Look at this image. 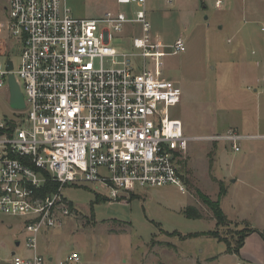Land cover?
<instances>
[{
  "label": "built area",
  "instance_id": "obj_1",
  "mask_svg": "<svg viewBox=\"0 0 264 264\" xmlns=\"http://www.w3.org/2000/svg\"><path fill=\"white\" fill-rule=\"evenodd\" d=\"M109 1L129 13L83 19L71 15L66 0H0V32L19 47L16 67L8 52L0 58V91H8L12 75L24 102L17 116L0 122V215L20 219L31 252L13 255L12 264H45L37 240L68 216L64 187L94 186L119 203L140 189L173 185L185 193L178 161L189 143L239 152L252 139L234 130L185 137L170 115L181 90L162 75V59L184 53V40L152 42L146 0ZM127 24H138L141 36L120 51L111 41L122 39ZM48 183L57 190L46 193ZM78 260L72 253L59 264Z\"/></svg>",
  "mask_w": 264,
  "mask_h": 264
},
{
  "label": "rangeland",
  "instance_id": "obj_2",
  "mask_svg": "<svg viewBox=\"0 0 264 264\" xmlns=\"http://www.w3.org/2000/svg\"><path fill=\"white\" fill-rule=\"evenodd\" d=\"M168 1L146 0V10L153 43L169 46L177 38L185 43L184 53L162 59L163 78L181 90L180 103L170 109L171 118L181 122L185 137L234 130L252 139L241 142L239 152L224 144L189 143L178 161L185 193L169 185L137 190L140 197L127 203L95 202L94 186H66L61 193L71 210L55 231L60 232L65 246L73 242L116 244L122 258L142 253L144 263L153 255L158 264H191L193 259L210 264L211 258L214 264H264V0H237V4L221 0L220 8H215V0ZM66 3L73 17L83 19L130 10L109 0ZM132 8L137 9L135 5ZM121 36L111 45L124 51L132 38L141 36L140 26L125 25ZM10 40L0 32V58L5 59L8 52L16 67L19 47ZM17 115L10 107L7 88L2 89L0 122ZM239 173L242 178L232 187L231 180ZM220 186L226 193L218 198ZM195 189L219 201L227 226L216 227ZM188 206L201 218L187 219L183 210ZM20 223L18 218L0 215V263L10 260L13 251L18 257L30 254L22 252L28 234ZM246 228L255 232L244 238L237 257L225 255V243L203 235L218 231L232 248ZM169 233L195 237L180 239ZM66 250L71 249L61 251Z\"/></svg>",
  "mask_w": 264,
  "mask_h": 264
},
{
  "label": "crops",
  "instance_id": "obj_3",
  "mask_svg": "<svg viewBox=\"0 0 264 264\" xmlns=\"http://www.w3.org/2000/svg\"><path fill=\"white\" fill-rule=\"evenodd\" d=\"M216 1L217 0L214 1V6H215ZM233 3L237 4V0H234ZM221 5H222V1H221ZM242 5H243V2H242ZM235 6H238V5H235ZM251 167H254V163H251ZM229 171L230 173H233L234 170L230 169ZM241 178H242V173H239L238 176L232 178L231 180V183L233 184L232 187H235L239 183ZM133 197H140V196L135 193L133 194ZM243 221L244 219H241V222ZM55 229L57 228L50 229V230H42V232L38 236L37 253L41 256H44L45 254V258H44L45 264H59L60 262L65 261L68 258V256L72 253L77 254L79 257V260L77 262H73V261L68 262V264H158V262L153 261V255L150 257L151 259L150 258L146 259L144 263V261L142 260V253H140L139 256L136 255L134 257L124 259L121 257L120 253L118 252L119 248L117 247V245L111 244V243L109 245H104L102 243L84 245L78 242H73L65 246V244L61 242L60 232L55 231ZM83 235L89 236V234L87 233H83ZM39 244L42 245L41 252L39 250L41 245ZM15 246L19 248L20 243L17 242ZM23 248L24 250L22 249V252L24 253L28 252L30 253L28 256H30L31 252L26 248L25 242H24ZM65 248H70L71 250L70 251L66 250L64 252L61 251V250H65ZM225 253H226L225 255H229L231 257L235 255V253H232V254H230L229 252H225ZM13 255H16L15 251L11 252L10 254L11 257ZM28 256H25V257H28ZM235 257L237 256L235 255ZM209 262L210 264H214V261H212V258L209 260ZM204 263L206 262L205 261L201 262V260L199 261L198 259L191 260V264H204ZM0 264H12V262L11 260L8 259L4 263H0Z\"/></svg>",
  "mask_w": 264,
  "mask_h": 264
},
{
  "label": "trees",
  "instance_id": "obj_4",
  "mask_svg": "<svg viewBox=\"0 0 264 264\" xmlns=\"http://www.w3.org/2000/svg\"><path fill=\"white\" fill-rule=\"evenodd\" d=\"M58 188V184L55 183H48L45 186V192L46 193H52L55 192ZM194 193L196 195V197L199 199V201L201 202V204H203L211 213L212 218L215 220L216 223V227H225L227 226V218L226 216L223 214L220 205H219V201H212L210 200L208 197H206L205 195H203L199 190H194ZM225 189L220 186L219 187V193H218V198L222 197L225 195ZM133 195H131L130 199L128 202H130L133 199ZM99 199H101L102 201H108L106 198L100 196L99 194L95 193V202H98ZM183 214L187 219H200L201 215L200 213L194 209L193 207H186L183 210ZM255 230L253 229H243V231L238 235L237 240H236V244L234 247L231 248V246L229 245L228 241L225 240V238H222L219 234L218 231H212V232H208V233H203V235H207L211 238L216 239L219 242H223L226 244L227 247V252H233L235 254H238L239 249L241 248L242 244H243V240L244 238L249 235L250 233H254ZM170 234V233H169ZM170 235H174V236H178L180 239H185V238H189V237H195V235H188V236H181L177 233H171Z\"/></svg>",
  "mask_w": 264,
  "mask_h": 264
},
{
  "label": "water",
  "instance_id": "obj_5",
  "mask_svg": "<svg viewBox=\"0 0 264 264\" xmlns=\"http://www.w3.org/2000/svg\"><path fill=\"white\" fill-rule=\"evenodd\" d=\"M7 66H8V70L12 69V64L10 61L7 62ZM8 92H9L10 107L16 111L23 110L24 109L23 97L20 92L19 86L12 75L8 77Z\"/></svg>",
  "mask_w": 264,
  "mask_h": 264
}]
</instances>
